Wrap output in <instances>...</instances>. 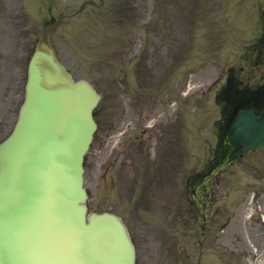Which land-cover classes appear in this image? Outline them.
I'll use <instances>...</instances> for the list:
<instances>
[{"label":"rangeland","instance_id":"374dc122","mask_svg":"<svg viewBox=\"0 0 264 264\" xmlns=\"http://www.w3.org/2000/svg\"><path fill=\"white\" fill-rule=\"evenodd\" d=\"M41 1L45 7L49 6L53 13L56 14L58 11V6L64 8L67 4H73L77 6H71L72 10H75L80 2L83 0H29L32 6L37 2ZM13 3L15 0L12 1ZM5 5H10L9 1L6 4V0H3ZM169 4V6H167ZM66 7V6H65ZM117 10V18L120 16H126L129 12L136 14L134 23L136 26H141L142 24L148 23L149 16L157 19L156 23L150 25V28L141 30L140 42L137 49H140L137 53L139 55L141 49L146 46L150 53L149 61L147 63V69L149 67L154 69V65H157L159 61L153 60V58H179L177 46H182L183 39L189 40L188 48L186 50V56H189L186 62L183 64L182 69H179L178 81L179 87L181 83L186 79L190 78L192 70H200L202 65H207L216 61L213 58H216L220 62V66L224 62H228L231 58H237L238 53L234 45L237 44L238 40L247 42L248 31L252 30L251 27L257 24L256 17L254 15V7L251 5L250 0H119L115 5ZM123 8L128 9L127 12L123 13ZM167 8V9H166ZM149 9V10H147ZM157 9H162L161 13L157 12ZM180 9L181 13L177 14L175 10ZM33 9L30 10V15ZM151 12V14L146 13ZM29 12V9L27 10ZM91 8L86 9L81 15L82 19L71 18L65 25L59 28V30L53 36V43L58 49V54L63 62L71 67V70L74 74H78V67L76 65V58L69 49L76 46L79 36L77 35V27L84 26L88 20H95L98 26V30H94L91 39V44L94 45L101 38L100 32L103 34L102 30L105 27V24L101 23V20L105 22V14L94 13ZM142 18L139 17V14L142 13ZM197 12L200 13L198 20ZM1 14V13H0ZM3 15V14H2ZM45 14L44 16H48ZM13 22H21V18L18 17V13L14 12L12 15ZM169 16V18H167ZM116 17V16H115ZM171 17H173L171 19ZM42 18L37 15L35 12V20L30 22V27H35L34 30H37L41 23ZM178 19V20H177ZM216 23L215 31H211L205 25V20ZM127 20L131 21V17L128 16ZM151 20V19H150ZM149 20V21H150ZM165 21L167 24L161 22ZM206 21V22H208ZM161 22V24H160ZM173 22V24H171ZM21 24V23H20ZM80 24V25H78ZM168 25L169 27H167ZM13 34L16 32L17 28L12 27ZM107 32L110 42L108 44V51L110 53L116 51L119 48L116 38H118L121 28H107ZM12 38V37H11ZM8 40V42L11 40ZM114 40V41H112ZM230 65H224L221 67L222 70H225ZM189 68L185 69L184 68ZM184 70V71H183ZM130 71L132 72L135 80V72L137 68L131 65ZM115 72V69L113 70ZM166 72V71H165ZM138 82H134L132 78L129 80L131 83L124 87L122 92L116 89V83L112 82L110 89L103 90V111L100 115L102 130L98 132V139L93 145L90 154L87 156L88 168L86 169V181L87 185L91 186L94 182H100L101 184L105 181L110 182L113 187V193L109 196L108 193L101 192L100 189L94 190L96 199L91 201L93 208H97L98 211L102 210H112L119 213L124 220L126 221L132 236L134 237L137 245L144 246L141 250V254L149 256V263L151 264V259L153 255L159 259L162 264H169L170 260H167L165 256V247H169L170 239L162 233V230L173 231V227L164 228L167 220H174V214L176 208L171 210L173 203L177 198H180V192L175 189L174 194L172 193V186L176 183V177L172 173L170 176L165 177V169L158 165L156 170H161L163 173L164 181L162 187L150 188L146 192L143 198L139 197L141 206L139 204L132 203L128 201L127 197L131 199L134 196H131L132 180L131 177L137 172L135 166L137 163H133L134 159H137V150L133 148H123L122 146L116 148V156L114 157L105 171V176L101 180V176L95 171V167L90 165V160L95 161V166L105 157L106 153L110 148L115 146L114 142H111L108 146H105V143H101L103 130L107 125H110L112 121L117 120L119 117L117 115L120 112V109L123 105L127 108V123L136 125V113L139 114V106L137 104L140 102L143 105H148L150 102V94L153 89L160 86L159 79L149 78L144 73L140 75ZM195 79L201 81L202 83H207L210 77L214 78L212 75H204L200 73ZM2 75H0V116L3 117L5 114V109L7 108V90L2 91L1 87L4 85L2 82ZM207 77V78H206ZM110 78V77H109ZM169 78L164 79V84L160 87L159 91L164 89L165 93L175 86V80L172 82L171 86L168 85ZM137 87V89H136ZM154 91V90H153ZM158 91V92H159ZM155 92V91H154ZM148 106L143 108L142 115L147 113ZM2 110V111H1ZM205 112L207 117L211 116L210 123L216 118V111L212 103L207 102L205 104ZM183 121H186L184 117ZM204 121V116L187 118L186 128L191 134L201 133L205 135V138L212 140L211 130L206 124L200 131L201 122ZM139 125V124H137ZM173 129H160L158 128L155 132V137L157 134L162 133L164 137H167L169 143H167L161 151H158L160 154V160L164 159L167 156V160L164 163H167L169 160H178L180 156V151L178 148L173 150V147H176V143L171 140L173 135L171 134ZM136 128L130 131H127V135L123 139H130L129 142H134L135 140ZM136 140H144V138H137ZM148 144V143H147ZM167 147L166 149V146ZM117 147V145H116ZM195 152L194 147L189 149V154ZM246 157L242 162L230 166L226 173L222 175L221 185L217 190L219 195L218 203L212 208L211 213L213 216H216V221L220 222L219 224L223 225L229 221V226L220 234L221 238V249L218 250V241L217 243L213 241L212 234L210 231L217 228L213 226L210 231L206 233V238L203 240V245L197 246L196 240L190 239L189 251L192 254L191 262H195L196 258L200 259L201 264H209L208 260L216 261L220 264H231L232 261L237 262L241 252H244L245 248H250L248 245L249 241L257 244L258 237L256 233L258 232L256 228V223L250 221H245L244 217V208L248 201V196L252 190H259L262 192V204H264V180L260 178L264 177V153L258 155H250L248 159ZM129 165V173H126V176L122 171H114L117 168H121L123 165ZM127 168V167H126ZM147 173L148 170L146 169ZM161 173L160 171H158ZM135 179L138 181V174H135ZM135 181V182H137ZM120 183L119 186L117 184ZM153 189V191H151ZM243 189V191H242ZM116 191H121L123 195L118 194ZM115 193V194H114ZM173 199L171 200V196ZM104 198V199H103ZM172 204V205H170ZM188 210L191 219L195 214L185 206ZM220 210V214H214V210ZM168 211L170 214H168ZM180 211V210H179ZM181 213L186 216V211L183 210ZM220 219V221H219ZM200 220V219H199ZM214 225H217L216 222ZM200 226V223H197V227ZM193 231V230H192ZM186 243L185 240H181L175 244V247L178 245ZM225 244V245H224ZM227 245V246H226ZM260 248L263 249L264 245L259 244ZM173 247V245H171ZM231 250H234L237 255L232 254ZM201 252V255H200ZM174 261V260H173ZM220 261V262H219ZM197 262V261H196ZM195 262V263H196ZM143 263V261H142Z\"/></svg>","mask_w":264,"mask_h":264},{"label":"water","instance_id":"95a60500","mask_svg":"<svg viewBox=\"0 0 264 264\" xmlns=\"http://www.w3.org/2000/svg\"><path fill=\"white\" fill-rule=\"evenodd\" d=\"M45 73L34 72L29 106L16 137L1 154L14 178L6 172L0 181V264H133L121 223L102 216L85 228L81 210L75 213L64 201L70 191L71 203L80 200L78 164L72 170L64 166L71 158L68 151L72 160L81 153L83 133L73 110L82 111L90 102L71 95L64 80ZM240 117L235 134L244 135L257 122ZM243 144L247 146L246 139ZM48 193L56 196L50 199Z\"/></svg>","mask_w":264,"mask_h":264}]
</instances>
